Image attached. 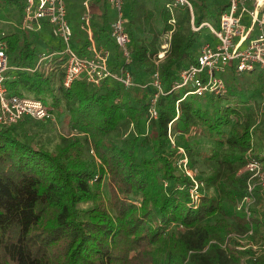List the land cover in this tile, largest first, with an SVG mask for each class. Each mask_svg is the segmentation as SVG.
Instances as JSON below:
<instances>
[{
    "label": "trees",
    "instance_id": "1",
    "mask_svg": "<svg viewBox=\"0 0 264 264\" xmlns=\"http://www.w3.org/2000/svg\"><path fill=\"white\" fill-rule=\"evenodd\" d=\"M2 1V8L21 7V0ZM210 1L193 0L195 26L205 19L219 23L227 4L215 8ZM100 2L103 25L93 21L95 34L109 38ZM134 6L131 0L127 66L137 84L146 81L161 38L172 31L159 64L166 95L157 101L155 120L149 119L150 87L80 79L55 91L48 78L25 71L7 81L11 93L52 98V111L66 112L72 133L51 152L19 128L30 119L0 127V264H264V188L255 191L249 218L237 209L247 192L242 170L256 128L252 114L241 105H222L227 98L171 91L182 69L195 62L200 35L173 27L171 13L157 7L143 20L150 37L137 39ZM7 40L12 64H34L37 51L26 34L11 33ZM263 75L257 72L259 80ZM234 87L230 97L244 103ZM199 136L209 151L191 143ZM179 148L189 167L198 169L201 160L206 168L196 204L189 193L194 182L178 165Z\"/></svg>",
    "mask_w": 264,
    "mask_h": 264
},
{
    "label": "built area",
    "instance_id": "2",
    "mask_svg": "<svg viewBox=\"0 0 264 264\" xmlns=\"http://www.w3.org/2000/svg\"><path fill=\"white\" fill-rule=\"evenodd\" d=\"M77 1L85 9L76 20L84 41L75 38L74 27L68 17L67 0H21V12L15 8V13L12 9L11 18L7 21L1 16L0 6V24L6 22L12 27L9 30L0 26V127L16 125L24 119L56 121V113L42 99L10 92L7 81L16 79L17 73L21 71L42 74L53 83L55 91L58 88H69L80 79L94 86H100L104 80L112 79L126 87H150L154 96L148 107L149 119L155 120L158 117L157 101L161 95H166L162 88L158 63L165 52L159 53L150 82L137 84L127 66L131 59V37L127 30L125 0H108L110 7L115 10V16L110 22V36L120 53L117 68L110 66L111 52L97 47L95 43L90 9L93 0ZM163 1L171 13L180 9L188 10L194 32L207 28L215 40L214 43H201L195 62L182 69L171 91L188 88L184 98L190 94L204 98H226L228 83L222 75L226 73L227 67L233 68L237 75L264 73V0H226L227 8L220 15L218 25L206 21L199 26H195L193 20L192 0ZM14 15L17 19L13 18ZM170 21L176 24L174 19ZM45 32L58 39L59 43H50L43 51L37 50L33 65L18 67L11 63L7 40L9 34L22 33L35 39ZM262 88L264 89V82ZM259 113L264 114V100L260 103ZM169 137L174 143L171 129ZM178 150L182 154L178 160L179 167L195 182L189 193L192 203L196 204L200 199L199 190L203 183L197 184L190 174L192 169L188 166L187 153L183 148ZM261 150L259 156H255L252 148L248 149L244 157L242 172L248 174L247 192L238 202L237 209L243 210L247 218L251 216V206L256 202L255 191L264 188V145Z\"/></svg>",
    "mask_w": 264,
    "mask_h": 264
},
{
    "label": "rangeland",
    "instance_id": "3",
    "mask_svg": "<svg viewBox=\"0 0 264 264\" xmlns=\"http://www.w3.org/2000/svg\"><path fill=\"white\" fill-rule=\"evenodd\" d=\"M226 0H211L210 4L214 5L215 8L217 6H221L224 4ZM160 3L156 2L155 0H136L135 4V19L134 22L135 24L133 25V30L135 32L136 38L140 40H145L149 38L150 36L148 35L146 29H145V22H143L146 14L150 11H156L157 7H160ZM125 5H126V10H130V1L125 0ZM110 15H114V11L110 9ZM130 16V15H129ZM13 18L17 19V16H13ZM189 21L186 19L185 22L182 23L183 28L185 30H188L190 28V24H188ZM191 29V28H190ZM200 35V41L206 40L208 42L214 43V36L213 34H210L209 30L206 28H203L199 33ZM46 40L49 42L58 44L59 40L53 37L51 34H45L44 36ZM33 40H35L33 38ZM37 48L39 47V51H43V49L46 47L43 44H37ZM111 51L115 53L114 47H111ZM113 55V54H112ZM227 78V82L230 86L236 85L238 86V91L243 92L244 94L242 96L243 101H241V96L239 97V100L241 103H236L233 101V99L230 97V94L228 93L227 100L222 101V105L224 106H236L241 105L243 106L244 112H250L252 114L253 119L255 120V130H254V136L252 140V150H255L258 152V154L262 151L261 148L264 145V114L260 115L259 110H260V101H262V96H263V89H262V83L264 82V75L261 80H259L257 73L253 75H247V74H241L237 75L234 70H232L230 67L226 68V73L225 75ZM252 83L255 84V86H252ZM234 87V88H236ZM19 88H22V85L19 86ZM233 88V89H234ZM28 95L29 94L27 92ZM48 100L46 101L47 105H50L52 103V98L47 97ZM206 107H210L209 101H206L205 103ZM63 113H59L55 111L56 113V121L52 122H46L45 120H29L30 122H25L23 124H19V128L23 129L25 128L26 134L28 137L36 142L37 144L39 143L42 145L45 149L55 152L59 145H61V137L62 136H67L72 133L71 127L68 124L67 120V115L64 110L62 111ZM236 117L233 118L235 120ZM24 121V120H23ZM23 127V128H22ZM196 133V132H195ZM172 135V134H171ZM173 137V136H172ZM174 138V137H173ZM191 143L197 148V149H203L204 151H209V142L205 139L203 136H199L198 138H192L190 139ZM90 148L86 146L85 153L89 155H93L92 151H89ZM94 156V155H93ZM198 166L196 168H191L190 174L192 177L195 178L197 181V184L201 183L199 181V176L202 174V170H206L205 166L203 165L202 161L197 163ZM200 169V170H199ZM194 182V181H193ZM195 185V182H194ZM87 204L82 205V207L86 206Z\"/></svg>",
    "mask_w": 264,
    "mask_h": 264
},
{
    "label": "crops",
    "instance_id": "4",
    "mask_svg": "<svg viewBox=\"0 0 264 264\" xmlns=\"http://www.w3.org/2000/svg\"><path fill=\"white\" fill-rule=\"evenodd\" d=\"M130 1V7H131V0ZM156 2L160 3V7H163L165 10L169 11L165 6H164V1L163 0H155ZM4 1L0 0V6L1 4L3 3ZM68 2V10H69V13H68V17H69V21L71 22V24H73V27H74V34H75V38L78 40V41H84V38H83V33L81 31V29L78 27V24L76 23V20H78V17L80 16V14H82L83 12H85V9H83L80 1H77V0H67ZM226 3V1L224 2ZM105 8L107 9V12H108V28L106 29L105 31V34L107 35V37L109 38H106V37H98V35H96V31H98V27L97 26H101L103 25V20H102V15H103V8H102V5H101V2L100 0H93L92 2V6H91V22L93 23H96L97 26H95V24L93 23V28H94V38H95V43L97 45V47H102L104 49H106L107 51L111 52V56H112V60L110 61V66L113 67V68H117V65H119L120 63V53L118 52V49L117 47L115 46V43H114V40L112 39V37L110 36V25H111V21L113 20L114 16H115V10L113 8L110 7L109 3H108V0H105ZM135 4H136V0H135ZM192 5H193V0H192ZM135 7V6H134ZM194 7V5H193ZM15 8H17L15 5H9L5 8H1V12H2V18L4 17V21L6 20H10L11 18V10L13 9L15 11ZM21 8V7H20ZM20 8H17L18 11H20L21 9ZM227 8V6L225 7V9ZM110 9L112 11H114V15L111 16L110 15ZM131 9V8H130ZM125 11H126V18H127V22L129 21V12L128 10H126V5H125ZM21 12V11H20ZM170 12V11H169ZM16 13V11H15ZM171 13V12H170ZM194 8H193V20H194ZM19 17H20V13H19ZM6 18V19H5ZM171 19H174L176 21V24H173L170 20ZM189 20V24H190V28L191 30L194 32V30L192 29V18H191V14L188 12V10L186 9H180V10H177L175 11L174 13H171V18L169 19L170 21V24L173 25V27H179L182 25L183 22H185V20ZM211 22L213 23L214 25H218V24H215L213 22L212 19H205L204 22ZM220 21V20H219ZM195 23V21H194ZM128 25H129V22H128ZM127 25V27H128ZM0 26L3 28V29H9V30H12V27L8 24V23H3L0 24ZM203 29V28H202ZM201 29V30H202ZM207 29V28H206ZM201 30L199 31H196V32H200ZM195 32V33H196ZM171 33L172 31H168L167 33H165L163 35V37L161 38V41H160V49H159V52L157 54V57L154 58V67L153 69L149 72V75L148 77L145 79L146 81L143 82V83H148L150 82V77L152 75V72L153 70L156 68V61L158 60V55L160 52H165V55L164 57L159 61L158 65L160 64V62L165 58L166 54H167V49L169 47V41L171 39ZM45 34H48V33H43L41 36H36L35 37V40H33L32 38H29L28 36V39L31 41V43L33 44V47L36 48V51L39 49V47L37 48V44H43L45 45L46 47L52 43V42H49L48 40H46V38L44 37ZM109 39V40H107ZM203 42H208L206 40H203V41H198L197 45H196V52H195V59H196V56H197V52H198V48L199 46L201 45V43ZM131 43V42H130ZM210 43V42H209ZM212 43V41H211ZM77 47H78V44H76ZM45 47V48H46ZM111 47H114L115 49V53L111 51ZM44 48V49H45ZM82 52V50H81ZM113 54V55H112ZM118 54V55H117ZM232 70H234L233 68H231ZM130 70L132 71V69L130 68ZM159 70L161 72V69H160V65H159ZM225 73L222 75L223 78H225L226 82L228 81L226 76H224ZM228 83V82H227ZM236 86V85H234ZM252 86H255L253 85L252 83ZM232 87V86H231ZM228 88H229V85H228ZM263 89V88H262ZM228 92V91H227ZM229 93V92H228ZM228 96V94H227ZM227 98V97H226ZM226 98H223V99H226ZM264 100V89H263V96H262V102ZM261 102V101H260ZM195 133V132H194Z\"/></svg>",
    "mask_w": 264,
    "mask_h": 264
}]
</instances>
